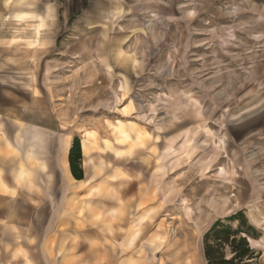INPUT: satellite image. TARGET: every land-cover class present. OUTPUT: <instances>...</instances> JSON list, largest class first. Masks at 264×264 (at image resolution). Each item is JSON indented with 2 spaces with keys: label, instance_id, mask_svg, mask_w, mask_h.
Instances as JSON below:
<instances>
[{
  "label": "rangeland",
  "instance_id": "374dc122",
  "mask_svg": "<svg viewBox=\"0 0 264 264\" xmlns=\"http://www.w3.org/2000/svg\"><path fill=\"white\" fill-rule=\"evenodd\" d=\"M82 2L0 100V264L204 262L240 212L264 264V4Z\"/></svg>",
  "mask_w": 264,
  "mask_h": 264
},
{
  "label": "crops",
  "instance_id": "0c3cea01",
  "mask_svg": "<svg viewBox=\"0 0 264 264\" xmlns=\"http://www.w3.org/2000/svg\"><path fill=\"white\" fill-rule=\"evenodd\" d=\"M82 1L0 0V100L6 85L24 83L25 75L32 69L48 66L55 60L52 58L63 50L59 48L60 37L70 30L72 14L81 7ZM258 2L264 4V0ZM70 148L71 145L63 159L66 174H69ZM23 173L24 168L20 169L19 177ZM0 190H5V186L0 184ZM203 256L204 262L199 259L198 263L192 261L193 264H208L205 253Z\"/></svg>",
  "mask_w": 264,
  "mask_h": 264
},
{
  "label": "trees",
  "instance_id": "16d2710c",
  "mask_svg": "<svg viewBox=\"0 0 264 264\" xmlns=\"http://www.w3.org/2000/svg\"><path fill=\"white\" fill-rule=\"evenodd\" d=\"M80 140L76 138L69 150L70 170L76 181H83L84 173L81 168L82 150ZM226 222H239V228L233 229ZM218 220L207 232L204 249L205 258L208 264H251L255 258V252L250 247L249 238L257 240L254 229L247 223L242 212L227 220ZM229 246L235 254L231 259H226L223 249ZM215 247L220 249L215 251ZM217 252V253H216Z\"/></svg>",
  "mask_w": 264,
  "mask_h": 264
},
{
  "label": "bare ground",
  "instance_id": "6f19581e",
  "mask_svg": "<svg viewBox=\"0 0 264 264\" xmlns=\"http://www.w3.org/2000/svg\"><path fill=\"white\" fill-rule=\"evenodd\" d=\"M248 111H249L248 109L245 110V112H248Z\"/></svg>",
  "mask_w": 264,
  "mask_h": 264
},
{
  "label": "built area",
  "instance_id": "2783aa9c",
  "mask_svg": "<svg viewBox=\"0 0 264 264\" xmlns=\"http://www.w3.org/2000/svg\"><path fill=\"white\" fill-rule=\"evenodd\" d=\"M59 1H62V0H59ZM65 1H67V0H65ZM69 1V0H68ZM71 1V0H70Z\"/></svg>",
  "mask_w": 264,
  "mask_h": 264
}]
</instances>
